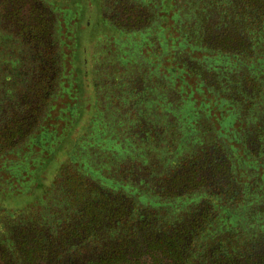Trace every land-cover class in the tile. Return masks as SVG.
Segmentation results:
<instances>
[{"label":"trees","instance_id":"obj_1","mask_svg":"<svg viewBox=\"0 0 264 264\" xmlns=\"http://www.w3.org/2000/svg\"><path fill=\"white\" fill-rule=\"evenodd\" d=\"M34 1L0 0L1 21L26 45L18 59L12 50L0 49V70L7 72L0 76V154L25 142L29 155L40 138L47 139L45 131L31 138L57 96L48 95L47 101L45 88H59L64 78V36L55 18L33 7ZM179 1L182 9L173 22L181 41L174 47L165 45L163 36L157 40L168 56L181 52L183 63L165 71L180 82L192 72L199 87H217L226 98L209 100L229 117L214 110L219 116L214 131L207 113L187 103L189 126L177 145L167 148L170 142L148 144L156 131L161 138L175 135L173 122L162 123L166 129L148 124L156 100L140 107L136 99L131 106L140 105L134 111L136 126H130L141 135L139 146L121 140L110 147L93 135L88 122L87 137L73 156L68 151L62 156L42 196L19 211L0 210V264H264V107L259 117L254 99L264 96V0ZM117 4L103 1L102 17L130 35L134 32L120 24L130 14H140V20L147 12L129 3L124 8L131 13L121 11ZM163 28L169 38L172 29ZM186 47L205 55L193 60L182 53ZM105 130L114 134L115 129ZM183 142L195 145L194 155L184 154ZM30 154L41 156L40 150ZM123 158L133 163L123 164L129 162ZM12 170L18 181L22 167ZM7 185L0 179L1 193ZM243 212L249 233L239 225Z\"/></svg>","mask_w":264,"mask_h":264},{"label":"rangeland","instance_id":"obj_2","mask_svg":"<svg viewBox=\"0 0 264 264\" xmlns=\"http://www.w3.org/2000/svg\"><path fill=\"white\" fill-rule=\"evenodd\" d=\"M103 1L105 0L34 1L33 7L40 8L45 15L48 14L52 19L55 18L57 26L64 36L61 37L67 47L66 57L62 60L64 78L60 80L59 88L51 86L45 88L47 101L50 97L48 95L57 94V96L49 104L50 109L46 111L45 118L43 120L41 118L40 130H37L31 138L34 139L43 131L46 132L47 139L40 138L41 145L31 147L32 152L30 153L37 154L40 150L41 156L30 153L28 155L26 147L28 143L25 144V142L10 150L9 148L5 149V153L0 154V179L4 180L14 193H8L10 190H7V186L5 187L6 191L0 192V210L19 211L32 200L42 196L44 190L51 185L62 156H65L67 151L70 156H73L77 143H82L87 137L88 122L90 126L93 125L91 127L93 135L109 143L110 147H114L110 145L111 143L116 144L121 140V142H128L127 145L134 143L139 146L141 144L139 136L141 135L136 137L135 135L139 133L138 130L135 134L130 129V126L135 124L133 123L134 111L140 107H146L144 105L146 100H156L153 110H149L152 111L153 116H150L148 124L162 127L161 124L166 121L170 124L173 122L172 130L175 135L168 133L166 135L167 138L169 137L168 139L161 138V133L156 131L153 134L158 137L152 134L150 138L153 140L149 139L148 144L165 142L166 145L170 142L166 145L167 148L173 143L177 145L179 137L185 132L188 125L185 116L187 103L192 104L195 109L200 107L207 113L214 131L219 130L218 114L223 113L229 117L226 109L209 100L214 98V101L217 102L219 99L226 98V94H221V90L217 87H212L215 90L212 94L209 91H213V89L208 88L211 85L203 84L199 87V80L192 72L187 71L188 76L183 77V82L187 84L185 85L180 82L177 75L173 74L169 77L165 71L170 66L181 67L183 63L180 60L181 52L178 54L169 52L168 56L166 50L162 48L164 44L157 38L163 36L165 45L174 47L181 41L178 26L173 22V16L181 11L182 2L179 0H150L148 3H144L146 0H112V4L118 1L119 4L115 8H119L121 11L131 13V9L124 8L129 3L137 5L147 12V15L140 20L136 19L140 14L136 16L130 14L127 23L120 24L123 29L126 28L128 31L134 32L127 35L102 17ZM172 5L176 7L171 9ZM162 26L172 29L169 38L164 36L163 31L166 29ZM1 39L3 40L1 41ZM0 41L5 43V45H0L1 52L9 53L12 50L13 53H16L13 56L16 59H18V53L26 46L23 42L15 41L12 31L1 19ZM2 48L5 49L2 50ZM62 52L66 53L65 50ZM182 53L190 55L193 60H199L205 55L187 47L183 49ZM171 55L174 58L172 60ZM10 58L12 57L10 56L8 60ZM4 74L7 72L0 70V76ZM56 76L54 75L52 78L54 79ZM136 99L138 100L136 103L141 101V106L138 105L137 109L132 110L131 106ZM254 99L257 101L260 117V109L264 106H259V100L263 102L264 96H255ZM164 109H168V113L157 119L155 115L163 113ZM222 119L224 118L222 117ZM241 121V125L237 124L243 128L244 122L242 119ZM142 122L140 121L137 126ZM111 125L115 129L114 134L105 130L109 129ZM192 125L195 127L197 124L192 122ZM163 128L166 129L165 126ZM172 135L174 137H171ZM155 137L158 140H155ZM186 138L190 139L191 137L188 135ZM102 145L105 146V143H101ZM183 146L184 154H195V145L191 146L190 142H183ZM251 147L250 144V149ZM240 152L243 153V148ZM122 160L129 161L123 164L133 163L129 158ZM228 165L230 166L229 162ZM233 165L234 172L240 174L235 162ZM16 166L22 167V171H18V181L12 176V168ZM29 180H32L34 187L31 188ZM240 181L245 182V178H240ZM18 182H21L20 186L17 185ZM244 215L245 212L238 215V218L242 219L239 225L241 230H246L249 233V228H245L243 225Z\"/></svg>","mask_w":264,"mask_h":264}]
</instances>
